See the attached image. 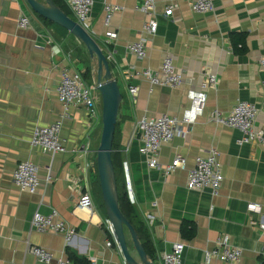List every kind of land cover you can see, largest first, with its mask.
<instances>
[{"label":"crops","instance_id":"1","mask_svg":"<svg viewBox=\"0 0 264 264\" xmlns=\"http://www.w3.org/2000/svg\"><path fill=\"white\" fill-rule=\"evenodd\" d=\"M191 2L156 0L158 30L146 43V57L138 59L128 51V45L144 35L148 15L137 9L140 0H94L86 29L107 55L123 95L118 151L125 185L127 191L131 187L134 200L130 201L149 229L155 264H161L162 253L180 241L185 243L184 263L203 264L205 250L223 234L230 235L233 244L242 248V256L237 262L213 260V264H264V231L260 227L264 222V150L256 143L240 145L237 140L241 131L211 119L216 111L227 115L239 101H248L259 108L255 128L264 129V68L260 64L264 53V0H215V9L206 13L193 11ZM106 4L119 7L109 20ZM167 5H174L170 15L162 13ZM23 14L31 20L27 28L19 26ZM108 31L117 33L111 42L106 41ZM236 31L247 34L246 53L238 54L232 48L230 34ZM73 37L65 29L47 25L26 0H0V264H45L29 251L31 245L49 249L56 256L82 259L86 264H92V258H96V264L122 261L115 247L105 248L111 237L106 216L98 209L77 207L82 186L88 184L90 188L95 171L86 174L84 167L90 154L84 152V145L97 151L101 120H93L84 106L71 107L61 130L67 152L52 157L30 145L36 126L61 119L63 107L57 86L62 71H78V57L89 53L86 46L83 49L78 45L77 57H73L66 50ZM54 44L61 49L58 56L54 55ZM167 55L183 72L181 86L151 85L134 74L136 68L161 70ZM89 57L93 58L90 53ZM92 72L90 84L97 83V72ZM205 72L218 79L206 90L203 115L188 135H177L160 150L162 165L181 154L186 167L169 174L150 168L139 151L140 139L134 135L137 120L143 115H181L189 105L187 91L205 90ZM131 85L139 87L136 101L129 92ZM210 149L218 151L224 174L217 195L207 188L187 187L197 157ZM24 160L39 167L41 182L35 193L22 191L13 181L17 164ZM49 167L51 181L46 180ZM249 203H258L260 212L248 211ZM52 209L74 227L70 241L62 233H43L32 227L36 211L47 214ZM149 214L155 217L153 221ZM184 221L195 223L196 233L191 239L181 234Z\"/></svg>","mask_w":264,"mask_h":264},{"label":"built area","instance_id":"2","mask_svg":"<svg viewBox=\"0 0 264 264\" xmlns=\"http://www.w3.org/2000/svg\"><path fill=\"white\" fill-rule=\"evenodd\" d=\"M75 14V20L85 29L91 18L94 6V0H64ZM215 0H192L191 7L195 12L206 13L215 9ZM106 19L109 20L112 14L119 8L117 5L106 4ZM137 9L142 10L148 15V19L144 24V35L138 40L128 45V51L135 55L138 59H144L147 55L146 43L150 37L154 36L158 30L157 16L159 11L156 6V0H140ZM174 5H167L164 15H170ZM31 25V20L27 15H21L19 26L27 28ZM87 30V29H86ZM117 37L114 31H108L106 41L111 42ZM50 39L48 43H51ZM54 55L58 56L61 49L58 45L52 46ZM260 64L264 68V53L260 58ZM136 68V67H135ZM134 74L141 75L151 85H160L168 87H179L184 82L182 71H178L172 56L167 55L164 58L162 68L154 71L150 68H143L134 71ZM203 80L205 90L190 88L187 91L189 105L183 110L181 115L161 114L158 116L143 115L136 123L134 135H138L141 145L139 151L145 156L150 168L162 169L165 174L174 172L175 170L186 167V158L177 154L172 162L162 165L160 161V150L165 143L172 141L177 135L186 136L190 133L192 126L203 115L207 102V89L216 85L217 76L215 74L206 73ZM131 98L136 101L139 92L137 85L129 87ZM59 101L63 107L61 119L44 126H36L33 129L30 145L32 147L41 148L44 152H48L54 157L56 154L68 151L64 140L61 137L62 120L66 116L71 107L84 106L91 118L95 121L102 122V98L97 88V83L90 84L84 78L80 71H70L64 69L57 86ZM258 106L248 101H239L227 115H221L214 112L211 119L219 123H223L232 128L241 131L242 136L237 142L242 145L245 143H256L264 150V129L255 128V121L258 114ZM135 135V136H136ZM84 152L90 154L89 160L85 164L86 174L96 167L97 154L90 145H84ZM46 177L47 181L52 180L51 168L48 169ZM224 180L221 163L218 158V151L210 149L206 155L197 157L195 166L189 171L187 187L194 190L210 189L213 195H217ZM13 181L22 191L35 193L40 186L39 167L30 160H24L17 164L13 173ZM130 199L133 201L131 187H128ZM77 207H82L89 211L97 210L95 200L90 192L88 184L82 186L80 198ZM261 206L258 203H249L248 211L260 212ZM150 221L154 220L153 214H149ZM105 223L111 233V237L105 242L106 249L116 248L120 253V247L117 244L113 233L112 225L109 217L105 218ZM32 227L39 232H51L64 234L67 241H70L75 235V229L69 225L61 216L57 209L44 214L36 211L32 218ZM260 227L264 231V222L260 223ZM185 243L183 241L176 242L170 251H164L161 255V264H185L183 261ZM29 251L33 253L40 262L45 264H85L76 261L67 256H56L54 252L42 246L31 245ZM242 256V248L233 244L228 234L220 236L212 248L205 250V260L203 264H213V260L225 262H237ZM92 264H96V258H92ZM121 264H127L122 257Z\"/></svg>","mask_w":264,"mask_h":264},{"label":"water","instance_id":"3","mask_svg":"<svg viewBox=\"0 0 264 264\" xmlns=\"http://www.w3.org/2000/svg\"><path fill=\"white\" fill-rule=\"evenodd\" d=\"M26 1L40 16L64 27L77 37L84 43L90 55L97 60V88L102 98V133L100 145L96 153L104 204L112 225L114 236L125 262L127 264H155L154 261L148 257L136 229L125 216L119 205V193L112 160V150L123 95L120 85L113 75L109 59L96 39L80 23L56 5L53 0H46L45 4L38 0ZM125 227H127L129 231L139 259L130 251Z\"/></svg>","mask_w":264,"mask_h":264},{"label":"trees","instance_id":"4","mask_svg":"<svg viewBox=\"0 0 264 264\" xmlns=\"http://www.w3.org/2000/svg\"><path fill=\"white\" fill-rule=\"evenodd\" d=\"M53 1L56 3V5H58L60 8H62L70 17H72L71 12L66 7L63 0H53ZM40 17L43 19V21L47 25H56L59 28L65 29V28L61 27L60 25L52 22L49 19H46L42 16H40ZM65 30L68 31L67 29H65ZM230 40H231V44H232V48H233L234 52H236L238 54H243V53L247 52V34L246 33L237 32V31L232 32L230 34ZM92 71H93V68L91 67V65H87L86 70L83 73V76L87 81L93 80V72ZM118 124H119V120L117 121L115 137H114V141H113L112 160H113L115 173H116V179H117V187H118V193H119V205L121 207V210L125 214V216L128 218L130 223L136 229V231L139 235L140 241L143 244V246L147 252L148 257L152 261H154V263H155L154 245H153V242L151 240L149 229L145 225L143 220L139 218L134 205L130 201L128 191H127V187L125 185L120 153L118 151V135H119ZM100 135H101V132H100ZM95 157L97 159V154L95 155ZM94 170H95L94 171V177L91 178V181H90V192H91V194L95 200V204H96L97 209L99 211H101L106 217H108L107 210H106L104 200H103L102 191H101L97 163H96V167ZM125 231H128L127 227H125ZM195 233H196L195 223L188 222V221H184L182 223L181 234L184 238L191 239L194 237ZM72 259H74V258H72ZM74 260L79 261V262H83L86 264V262L82 259L75 258Z\"/></svg>","mask_w":264,"mask_h":264},{"label":"rangeland","instance_id":"5","mask_svg":"<svg viewBox=\"0 0 264 264\" xmlns=\"http://www.w3.org/2000/svg\"><path fill=\"white\" fill-rule=\"evenodd\" d=\"M70 39L68 40V43H67V46H66V50L68 52H70L73 57L74 56L77 57V50L79 48L78 45H82V48L86 49L84 47L85 45L79 39H76L75 37H73L71 40ZM78 61H79V63L77 64V69L81 73L85 72V69H86L87 65H91V67L95 70V72H97V60H96V58H90L89 57V53L88 54H84L83 58L82 57L81 58L78 57ZM82 71H84V72H82ZM99 144H100V142H99ZM126 236H127V242H128L130 251L132 252V254L137 259H139L138 253H137V251H136V249H135V247L133 245L131 236H130L128 231H126Z\"/></svg>","mask_w":264,"mask_h":264}]
</instances>
